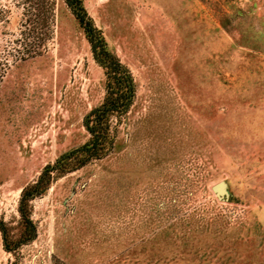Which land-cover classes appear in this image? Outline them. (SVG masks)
<instances>
[{
  "label": "rangeland",
  "instance_id": "obj_1",
  "mask_svg": "<svg viewBox=\"0 0 264 264\" xmlns=\"http://www.w3.org/2000/svg\"><path fill=\"white\" fill-rule=\"evenodd\" d=\"M82 2L136 94L17 244L22 187L88 139L105 75L63 0H0V264H264V0Z\"/></svg>",
  "mask_w": 264,
  "mask_h": 264
},
{
  "label": "trees",
  "instance_id": "obj_2",
  "mask_svg": "<svg viewBox=\"0 0 264 264\" xmlns=\"http://www.w3.org/2000/svg\"><path fill=\"white\" fill-rule=\"evenodd\" d=\"M63 1L73 11L80 26L84 28L86 37L91 43L94 58L104 69L105 95L101 103L92 108L83 120L89 135L88 139L59 155L53 164L41 171L37 179L22 187L17 209L23 231L17 244L24 243L35 235V227L30 219L31 200L44 194L56 178L107 155L115 137L111 119L121 118L128 111L136 94V83L129 69L108 49L100 33L94 32L91 22L86 21V11L82 0ZM0 231L3 234L5 249L11 250L1 220Z\"/></svg>",
  "mask_w": 264,
  "mask_h": 264
},
{
  "label": "water",
  "instance_id": "obj_3",
  "mask_svg": "<svg viewBox=\"0 0 264 264\" xmlns=\"http://www.w3.org/2000/svg\"><path fill=\"white\" fill-rule=\"evenodd\" d=\"M212 190L220 198L224 199L228 197V184L225 181H219L212 186Z\"/></svg>",
  "mask_w": 264,
  "mask_h": 264
}]
</instances>
